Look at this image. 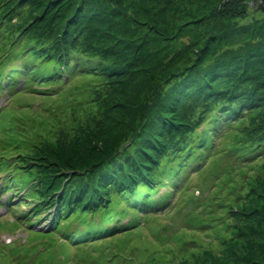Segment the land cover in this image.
I'll use <instances>...</instances> for the list:
<instances>
[{
    "label": "trees",
    "instance_id": "16d2710c",
    "mask_svg": "<svg viewBox=\"0 0 264 264\" xmlns=\"http://www.w3.org/2000/svg\"><path fill=\"white\" fill-rule=\"evenodd\" d=\"M252 2L0 0V98L38 97L49 119L3 127L0 173L32 204L25 224L43 219L79 249L167 213L213 241L251 218L263 236L264 14ZM188 241L156 264H192L202 247ZM239 264H264V241L248 240Z\"/></svg>",
    "mask_w": 264,
    "mask_h": 264
},
{
    "label": "rangeland",
    "instance_id": "374dc122",
    "mask_svg": "<svg viewBox=\"0 0 264 264\" xmlns=\"http://www.w3.org/2000/svg\"><path fill=\"white\" fill-rule=\"evenodd\" d=\"M252 5L256 6L254 9L256 12L252 14L262 17L259 12L264 14V0L252 2ZM85 80V78L76 77L71 81V85L79 86L81 81ZM37 98L27 94H19L11 99L8 96L0 98V108L7 107L0 118V141L3 142L5 138L3 127L9 126V130H13L21 122L26 125L35 122L34 127H36L44 124L41 122L49 121L48 115L45 114V116L39 112L38 105L41 101ZM8 100L9 102L5 104ZM48 104L44 103V105ZM24 107H32V110L23 111ZM2 153L0 147V155ZM9 174H11L10 171H8ZM8 175L0 173V264H156L162 257L159 254L160 251L176 248L179 246L178 241H181L180 245H183L190 242L188 240H195L193 242H199L202 247L198 250L197 256L203 255L196 257L192 264L200 262L239 264L248 240L251 239L256 243L264 241V235L256 237L250 231V224L256 220L253 218L245 222L240 229V226H237L227 236H222L220 239L218 237L213 241V238L206 237L204 234L181 230L180 225L172 217V213H167L153 217L144 228L131 233L107 236L86 244L82 249L66 246L62 242L61 234L50 232L51 227L47 221L35 219L32 226L25 224L29 217H24L23 213H27L32 204L29 200H25L27 204H21V200L15 196V200L12 199L13 195L9 191L12 189L10 187L12 184L8 183L12 177L8 178ZM5 183L9 188L6 189ZM259 202L263 203L262 200ZM240 230H243L244 236L235 235L241 232ZM225 239L227 242H223ZM233 242H236L235 245L229 247L231 243L234 244ZM204 252H206L205 255Z\"/></svg>",
    "mask_w": 264,
    "mask_h": 264
}]
</instances>
